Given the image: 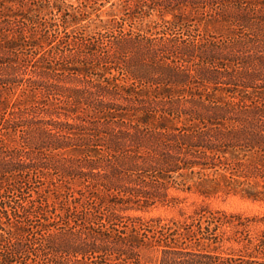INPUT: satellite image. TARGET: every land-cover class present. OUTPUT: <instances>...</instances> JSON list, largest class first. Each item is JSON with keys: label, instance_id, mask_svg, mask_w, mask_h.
Instances as JSON below:
<instances>
[{"label": "trees", "instance_id": "trees-1", "mask_svg": "<svg viewBox=\"0 0 264 264\" xmlns=\"http://www.w3.org/2000/svg\"><path fill=\"white\" fill-rule=\"evenodd\" d=\"M75 1L0 0V264H264V0Z\"/></svg>", "mask_w": 264, "mask_h": 264}, {"label": "rangeland", "instance_id": "rangeland-1", "mask_svg": "<svg viewBox=\"0 0 264 264\" xmlns=\"http://www.w3.org/2000/svg\"><path fill=\"white\" fill-rule=\"evenodd\" d=\"M96 0L89 1V11L94 10V8L99 7L100 4L104 5L102 12L115 14L117 18L122 16V7L118 6L119 0H97V5L94 4ZM74 2H76L74 0ZM109 2V3H107ZM115 4L114 6H112ZM102 19L104 21H108L111 19V16L102 15ZM181 199H184L182 203L178 207L174 208H156L148 213H139L138 215L143 216L145 219H149L151 217L160 216L165 220L176 219L179 221H184L187 216H190L191 213L202 204H208L212 210L223 211L227 214H242L244 218H264V203H253L251 201L243 200L238 196H230L217 198L213 200H207L206 203L203 202L202 198H199L192 194H182L176 193ZM180 209L184 210L186 214L185 217L180 215ZM264 229L263 224H259L256 227L251 228V234L256 235L260 233Z\"/></svg>", "mask_w": 264, "mask_h": 264}]
</instances>
